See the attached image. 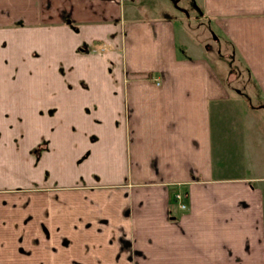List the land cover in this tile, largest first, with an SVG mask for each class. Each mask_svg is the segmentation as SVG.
Wrapping results in <instances>:
<instances>
[{"label":"crops","instance_id":"crops-1","mask_svg":"<svg viewBox=\"0 0 264 264\" xmlns=\"http://www.w3.org/2000/svg\"><path fill=\"white\" fill-rule=\"evenodd\" d=\"M139 1L0 0V264H264V0Z\"/></svg>","mask_w":264,"mask_h":264},{"label":"rangeland","instance_id":"rangeland-1","mask_svg":"<svg viewBox=\"0 0 264 264\" xmlns=\"http://www.w3.org/2000/svg\"><path fill=\"white\" fill-rule=\"evenodd\" d=\"M161 1L162 0H142V1L140 0L138 7L144 9L143 10L144 14L145 11H149V9L153 10V8L156 10L158 8H162L163 10L168 9L170 12L175 14L176 8L174 7L178 6V8H180L181 5V7L184 6V9H186L185 11L188 10L187 13H189V15H192L191 13L193 12L195 13L194 8L190 7L187 4L186 0H172L173 6H171V10L169 8L167 0H164V2ZM178 13L180 14L182 12L178 11ZM194 31L197 32V29H194ZM197 36L198 39H200V37L202 38V34H200L199 32H197ZM211 37L212 34L211 36L207 37L208 39L206 38L207 39L206 44H208L209 46L207 49V54H209V56L211 55L214 69H216L217 75L221 78V80L225 79L227 70H230L232 72L230 73L231 75L230 74L228 75L227 73L228 84H229V88H231L232 90H236L237 88H239V94L241 97H243L242 99V106L244 109L243 119L245 120V130H246L247 138L252 141L254 152L257 156L256 159L258 160V158H261L264 160V109L256 107L255 104H257L258 101L255 102V100L258 99L257 96L255 95L256 93H253L252 90L253 87L249 82L250 80L247 81L248 79L247 72L245 71L244 68H242L240 62L238 63L236 56L232 55L233 53L232 50L230 49L229 44L226 43V41H224L223 39L221 40L219 37L217 40ZM5 47L6 46L3 43H1L0 51L3 52ZM217 52L221 53V56L219 58L215 56ZM223 52H227V54H224ZM3 59H4L3 60L4 64L1 65L5 67L6 73L8 72L7 75H5V77L13 80H15L14 77L15 75H17L14 73L16 69H19V75L20 72L26 74L27 70L30 71V68L33 63L32 58L25 55L23 52H21L19 56L18 55H14L12 57L7 56L6 58ZM10 68L13 69L11 70ZM59 72L61 73L59 75H63L60 67L58 68V73ZM19 79H21V77ZM42 120L45 122L48 121L49 118L46 119L45 117H43ZM12 123L13 125L14 124L18 125V120L12 119Z\"/></svg>","mask_w":264,"mask_h":264},{"label":"built area","instance_id":"built-area-1","mask_svg":"<svg viewBox=\"0 0 264 264\" xmlns=\"http://www.w3.org/2000/svg\"><path fill=\"white\" fill-rule=\"evenodd\" d=\"M174 196L178 198L180 196L179 192L178 193H175ZM180 206H183V204L180 203Z\"/></svg>","mask_w":264,"mask_h":264}]
</instances>
